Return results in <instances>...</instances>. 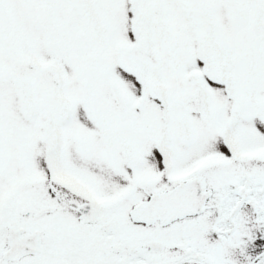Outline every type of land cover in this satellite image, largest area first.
Wrapping results in <instances>:
<instances>
[{
    "label": "snow or ice",
    "instance_id": "1",
    "mask_svg": "<svg viewBox=\"0 0 264 264\" xmlns=\"http://www.w3.org/2000/svg\"><path fill=\"white\" fill-rule=\"evenodd\" d=\"M0 264H264V0H0Z\"/></svg>",
    "mask_w": 264,
    "mask_h": 264
}]
</instances>
